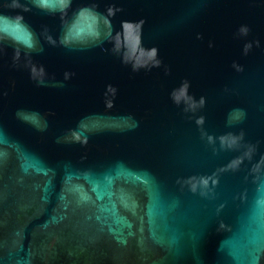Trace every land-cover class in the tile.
<instances>
[{"label": "water", "instance_id": "water-1", "mask_svg": "<svg viewBox=\"0 0 264 264\" xmlns=\"http://www.w3.org/2000/svg\"><path fill=\"white\" fill-rule=\"evenodd\" d=\"M0 264H264V0H0Z\"/></svg>", "mask_w": 264, "mask_h": 264}]
</instances>
